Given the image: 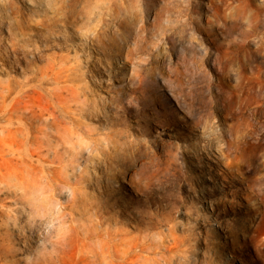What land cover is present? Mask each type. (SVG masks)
Listing matches in <instances>:
<instances>
[{"label": "rangeland", "instance_id": "obj_1", "mask_svg": "<svg viewBox=\"0 0 264 264\" xmlns=\"http://www.w3.org/2000/svg\"><path fill=\"white\" fill-rule=\"evenodd\" d=\"M227 1L0 0V264H264V0Z\"/></svg>", "mask_w": 264, "mask_h": 264}, {"label": "bare ground", "instance_id": "obj_2", "mask_svg": "<svg viewBox=\"0 0 264 264\" xmlns=\"http://www.w3.org/2000/svg\"><path fill=\"white\" fill-rule=\"evenodd\" d=\"M162 1V0H161ZM192 1L193 0H191V2H190V5H193V3H192ZM226 0H212V2L214 3V14L216 13V14H218V8L225 2ZM230 1V0H229ZM229 1H227V3L229 2ZM233 1H236V0H232V2ZM243 2L244 1H248L249 3H251V0H242ZM195 5H196V2H195ZM227 5V4H226ZM253 5V4H252ZM261 5V4H260ZM224 6L225 5H222V7L224 8ZM156 7V6H155ZM249 7V6H248ZM157 9V8H156ZM179 9V8H178ZM216 9V10H215ZM220 10V9H219ZM222 10V9H221ZM220 10V11H221ZM189 11V12H188ZM224 11H225V9H224ZM182 12H184L185 14L184 15H186L187 16V19H189V18H191L192 19V17H191V13L192 12H194V6H186L185 7V9L182 11ZM156 14V13H155ZM180 15H182L181 13H179ZM254 16V15H253ZM160 17V16H159ZM189 17V18H188ZM61 18H59L58 16H57V13L55 14V16L53 17V19H52V21L51 22H49V25L51 26H54V25H56V22L58 21V20H60ZM68 19V18H67ZM76 19V18H75ZM79 19V18H78ZM155 19V18H154ZM77 20V19H76ZM75 20V21H76ZM49 21V20H48ZM193 23H195L194 22V20H193ZM148 26V25H147ZM196 26V25H195ZM59 27V26H58ZM258 27H260V28H258ZM257 28H256V31H259V32H264V24L263 25H261V26H258ZM200 28V26H196L194 29H199ZM193 30V29H192ZM200 31V30H199ZM197 32V31H196ZM252 33V32H251ZM256 33V32H255ZM257 34V33H256ZM262 34V33H261ZM251 35V34H250ZM258 35V34H257ZM256 35V36H257ZM262 37V36H261ZM264 39V38H263ZM199 40V39H198ZM261 41V40H260ZM264 43V42H263ZM261 45V44H260ZM264 45V44H263ZM206 50V49H205ZM222 55V54H221ZM219 56H220V54H219ZM220 58H221V56H220ZM224 60V59H223ZM227 61V60H226ZM229 62V61H228ZM220 63V62H219ZM230 63V62H229ZM220 65V64H219ZM228 68H229V65L227 66ZM231 67V66H230ZM219 68V67H218ZM221 68H223V67H221ZM225 68H226V65H225ZM230 69V68H229ZM227 71V70H226ZM239 71V70H238ZM222 73H220V75L216 78V83H218L219 85L223 82V79H224V76H223V73H224V70H222L221 71ZM227 74V73H226ZM241 74V73H240ZM237 77H238V75H237ZM257 78H254V79H251L250 81H248V82H243L242 83V75L241 76H239V81H238V83H237V88L235 89L237 92H235L233 95L234 96H236L235 97V100H236V102L237 103H239V105L241 106V108H242V104L244 103H242V94L243 95H246V96H250V95H252V94H257L258 96H260L263 92H264V84L260 81V80H256ZM238 80V79H237ZM209 81V80H208ZM237 82V81H236ZM221 87H223V86H221ZM234 87V86H233ZM228 88V87H227ZM258 88V89H257ZM231 89V88H230ZM219 90V89H218ZM220 91V90H219ZM211 93V92H210ZM221 93V92H220ZM228 93L230 94V92L228 91ZM223 96H224V94H222ZM262 96V95H261ZM231 97V96H230ZM255 97V96H254ZM263 97V96H262ZM264 98V97H263ZM256 99V98H255ZM250 100V98H246V101L248 102ZM222 101V100H221ZM220 101V102H221ZM253 101V100H252ZM224 103H226V102H224ZM221 104V103H220ZM249 104V103H248ZM251 104V103H250ZM255 104V103H254ZM222 106V105H221ZM253 107V106H252ZM238 108H240L239 106H238ZM243 108H244V106H243ZM249 108V107H248ZM256 108V107H255ZM255 108H253L252 110H250L251 111V113L254 115V119H256L257 121L259 120L260 121V119H261V114H260V111L258 110V109H255ZM263 108H264V106H263ZM223 109V108H222ZM237 109V108H236ZM235 109V110H236ZM251 109V108H250ZM224 110V109H223ZM230 110V109H229ZM228 110V111H229ZM249 111V110H248ZM234 112V111H233ZM246 113H247V115L248 114H250L249 112H247L246 111ZM229 115V114H228ZM244 115H245V113H244ZM264 118V117H263ZM253 119V118H252ZM254 122H255V120H253ZM264 122V121H263ZM253 126H254V128L252 129V130H257L258 129V123L256 124V122L253 124ZM251 130V129H250ZM258 132V131H257ZM263 132V131H262ZM229 133H231V134H233V131H227L226 129H223L222 130V133L221 134H218V136H220V137H226ZM250 134H252V132H250ZM247 135V134H246ZM235 137V136H234ZM261 138V137H260ZM262 139V138H261ZM234 140H236V142H240V140H242V139H240L238 136H236L235 137V139ZM259 140V139H258ZM242 142V141H241Z\"/></svg>", "mask_w": 264, "mask_h": 264}, {"label": "clouds", "instance_id": "obj_3", "mask_svg": "<svg viewBox=\"0 0 264 264\" xmlns=\"http://www.w3.org/2000/svg\"><path fill=\"white\" fill-rule=\"evenodd\" d=\"M65 192H66L69 196L72 195V193H71V191H70L69 189H65ZM57 210H59V206H58V205H57Z\"/></svg>", "mask_w": 264, "mask_h": 264}]
</instances>
